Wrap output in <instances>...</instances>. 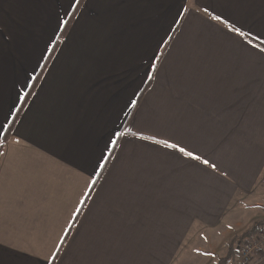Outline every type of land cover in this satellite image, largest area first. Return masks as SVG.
Returning a JSON list of instances; mask_svg holds the SVG:
<instances>
[{
	"label": "crops",
	"instance_id": "obj_1",
	"mask_svg": "<svg viewBox=\"0 0 264 264\" xmlns=\"http://www.w3.org/2000/svg\"><path fill=\"white\" fill-rule=\"evenodd\" d=\"M73 4L0 0V145ZM259 221L264 0H85L0 152V264H240Z\"/></svg>",
	"mask_w": 264,
	"mask_h": 264
},
{
	"label": "trees",
	"instance_id": "obj_2",
	"mask_svg": "<svg viewBox=\"0 0 264 264\" xmlns=\"http://www.w3.org/2000/svg\"><path fill=\"white\" fill-rule=\"evenodd\" d=\"M84 2H85V0H79V4H76V6H75L74 10L72 11L70 17L68 18L67 23L65 24V26L62 29L60 35L58 36L57 41L55 42L54 47L52 48V51L50 52L47 60L45 61L44 65L42 66V69L40 70L39 74L37 75L36 79L34 80L33 85L31 86L30 90L28 91V93H27L22 105L18 109L14 119L11 122V125L8 127V129H7V131H6L5 135H4V138H3V142L0 145V152L3 150L4 143L8 140L9 136L12 134V130L14 128V125H15L16 121L19 119V117L23 113L27 103L30 101L31 97L33 96L34 92L36 91V89H37V87L39 85V82L41 81V79L43 77L44 72L46 71L50 61L52 60V58L56 54V52H57V50H58V48H59V46L61 44V41L67 36V34H68L73 22L75 21L76 17L78 16V14L80 12V9H81L82 5L84 4ZM92 190H93V188H92ZM261 228H264V221H261V222L259 221L246 234H244L240 238L234 240L232 242V245L237 243L239 240L251 237L255 233V231H257V230H259ZM67 236H69V233L67 234ZM67 236L64 239L62 245L66 242ZM60 250H61V247H60ZM230 257L231 256H228L227 259H223L222 261H220V264H226L228 262L227 260Z\"/></svg>",
	"mask_w": 264,
	"mask_h": 264
},
{
	"label": "built area",
	"instance_id": "obj_3",
	"mask_svg": "<svg viewBox=\"0 0 264 264\" xmlns=\"http://www.w3.org/2000/svg\"><path fill=\"white\" fill-rule=\"evenodd\" d=\"M237 260L240 264H253L264 256V228L236 243Z\"/></svg>",
	"mask_w": 264,
	"mask_h": 264
},
{
	"label": "snow or ice",
	"instance_id": "obj_4",
	"mask_svg": "<svg viewBox=\"0 0 264 264\" xmlns=\"http://www.w3.org/2000/svg\"><path fill=\"white\" fill-rule=\"evenodd\" d=\"M75 4H79V0H75ZM68 7H69V9H72L74 7L73 0H68ZM216 19H219V17H217ZM64 23L66 24L67 22L65 21ZM167 147H171V148L177 149V151H179L180 153H182L184 155H187V156H190L194 160H199L200 159V157L192 156V154L190 152H186L183 147H177V145H175V144L167 145ZM204 163L207 164L208 161L205 160Z\"/></svg>",
	"mask_w": 264,
	"mask_h": 264
},
{
	"label": "rangeland",
	"instance_id": "obj_5",
	"mask_svg": "<svg viewBox=\"0 0 264 264\" xmlns=\"http://www.w3.org/2000/svg\"><path fill=\"white\" fill-rule=\"evenodd\" d=\"M84 3H85V2H84ZM83 5H84V4H83ZM83 5H82V7H83ZM82 7H81V9H82ZM81 9H80V10H81ZM1 23H2V24H4V22H3V21H1ZM222 260H223V259H222Z\"/></svg>",
	"mask_w": 264,
	"mask_h": 264
}]
</instances>
